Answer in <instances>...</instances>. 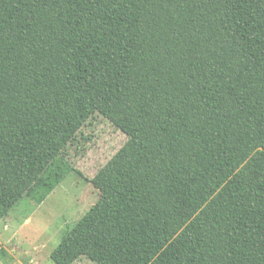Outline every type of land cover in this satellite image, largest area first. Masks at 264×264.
<instances>
[{"label":"trees","instance_id":"16d2710c","mask_svg":"<svg viewBox=\"0 0 264 264\" xmlns=\"http://www.w3.org/2000/svg\"><path fill=\"white\" fill-rule=\"evenodd\" d=\"M94 114L126 140L54 264H264V0H0V220Z\"/></svg>","mask_w":264,"mask_h":264},{"label":"rangeland","instance_id":"374dc122","mask_svg":"<svg viewBox=\"0 0 264 264\" xmlns=\"http://www.w3.org/2000/svg\"><path fill=\"white\" fill-rule=\"evenodd\" d=\"M105 117L94 114L66 152L74 170L41 203L23 197L0 220V264H54L49 254L96 201L90 178L125 142ZM73 264H91L82 258Z\"/></svg>","mask_w":264,"mask_h":264}]
</instances>
